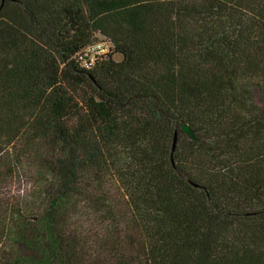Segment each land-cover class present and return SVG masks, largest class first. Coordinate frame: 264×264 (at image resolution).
<instances>
[{
	"label": "trees",
	"instance_id": "obj_1",
	"mask_svg": "<svg viewBox=\"0 0 264 264\" xmlns=\"http://www.w3.org/2000/svg\"><path fill=\"white\" fill-rule=\"evenodd\" d=\"M20 146L0 264H264V0H0Z\"/></svg>",
	"mask_w": 264,
	"mask_h": 264
},
{
	"label": "rangeland",
	"instance_id": "obj_2",
	"mask_svg": "<svg viewBox=\"0 0 264 264\" xmlns=\"http://www.w3.org/2000/svg\"><path fill=\"white\" fill-rule=\"evenodd\" d=\"M113 57L121 60L122 55L115 53ZM22 147L12 148L9 153H4L0 160V236L5 239L4 229L1 225L4 219L10 218L7 205H4L8 198L19 199L27 191L34 188L36 180L35 169L31 164H19L16 162V154H20ZM32 155V154H31ZM32 159V157H31ZM2 232V233H1Z\"/></svg>",
	"mask_w": 264,
	"mask_h": 264
},
{
	"label": "built area",
	"instance_id": "obj_3",
	"mask_svg": "<svg viewBox=\"0 0 264 264\" xmlns=\"http://www.w3.org/2000/svg\"><path fill=\"white\" fill-rule=\"evenodd\" d=\"M110 43L108 41L98 40L89 44L81 52V58L83 60V65L89 68L93 65L94 61L100 57L104 56L110 51Z\"/></svg>",
	"mask_w": 264,
	"mask_h": 264
},
{
	"label": "water",
	"instance_id": "obj_4",
	"mask_svg": "<svg viewBox=\"0 0 264 264\" xmlns=\"http://www.w3.org/2000/svg\"><path fill=\"white\" fill-rule=\"evenodd\" d=\"M183 129L185 130V132L188 134L190 138H195L194 130L191 129L188 125H184ZM176 141H177V134H175L174 136L173 150L175 148Z\"/></svg>",
	"mask_w": 264,
	"mask_h": 264
}]
</instances>
